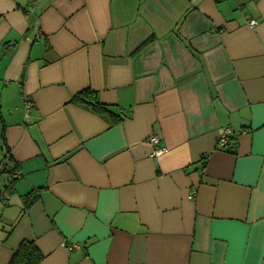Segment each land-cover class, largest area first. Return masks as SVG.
Wrapping results in <instances>:
<instances>
[{
  "label": "crops",
  "instance_id": "0c3cea01",
  "mask_svg": "<svg viewBox=\"0 0 264 264\" xmlns=\"http://www.w3.org/2000/svg\"><path fill=\"white\" fill-rule=\"evenodd\" d=\"M32 3L0 0V264H264V0Z\"/></svg>",
  "mask_w": 264,
  "mask_h": 264
},
{
  "label": "trees",
  "instance_id": "16d2710c",
  "mask_svg": "<svg viewBox=\"0 0 264 264\" xmlns=\"http://www.w3.org/2000/svg\"><path fill=\"white\" fill-rule=\"evenodd\" d=\"M72 102L87 107L88 109H90L91 111L102 117H106L111 121L113 125L121 122L125 117V114L118 115L112 112L108 107L102 105L98 100L97 94L88 89L74 96ZM0 125L2 126L0 132V139L3 147V145L5 146L6 141L4 135V121H3L1 105H0ZM12 184L13 182L8 183V185L5 187L4 193L11 192ZM30 198L31 197L29 196L24 199L25 207H28L33 203V200H31ZM42 260H43V255L40 253L36 245L33 242L24 241L20 244L17 252L13 256L9 264H40Z\"/></svg>",
  "mask_w": 264,
  "mask_h": 264
},
{
  "label": "built area",
  "instance_id": "2783aa9c",
  "mask_svg": "<svg viewBox=\"0 0 264 264\" xmlns=\"http://www.w3.org/2000/svg\"><path fill=\"white\" fill-rule=\"evenodd\" d=\"M40 0H33L32 5H36V3ZM257 25L256 21H251L250 26L254 27ZM30 108V104L27 102L26 104V112H28ZM230 131L225 130V132L221 135L219 141H218V147L220 149H224L229 145L230 142ZM149 144L152 146L153 150L151 153L152 158H158L166 153V149L161 144V139L157 135H152L149 138ZM8 200V197L6 195H0V202L5 203Z\"/></svg>",
  "mask_w": 264,
  "mask_h": 264
},
{
  "label": "rangeland",
  "instance_id": "374dc122",
  "mask_svg": "<svg viewBox=\"0 0 264 264\" xmlns=\"http://www.w3.org/2000/svg\"><path fill=\"white\" fill-rule=\"evenodd\" d=\"M4 164H8V162L5 161V151L4 148L2 147L1 144V139H0V193L3 195L5 187L8 185L9 181H10V172L12 169V166L9 165L4 169H3V165Z\"/></svg>",
  "mask_w": 264,
  "mask_h": 264
},
{
  "label": "water",
  "instance_id": "95a60500",
  "mask_svg": "<svg viewBox=\"0 0 264 264\" xmlns=\"http://www.w3.org/2000/svg\"><path fill=\"white\" fill-rule=\"evenodd\" d=\"M6 166H7V165H6V164H4V165H3V169H2V170H4V169L6 168Z\"/></svg>",
  "mask_w": 264,
  "mask_h": 264
}]
</instances>
